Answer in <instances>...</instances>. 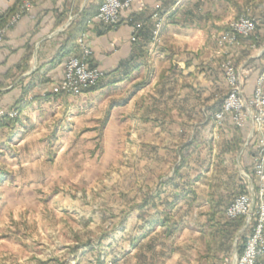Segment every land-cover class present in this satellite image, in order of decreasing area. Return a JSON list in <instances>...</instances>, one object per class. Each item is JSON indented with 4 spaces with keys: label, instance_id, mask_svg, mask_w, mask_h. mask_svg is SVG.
I'll return each mask as SVG.
<instances>
[{
    "label": "crops",
    "instance_id": "0c3cea01",
    "mask_svg": "<svg viewBox=\"0 0 264 264\" xmlns=\"http://www.w3.org/2000/svg\"><path fill=\"white\" fill-rule=\"evenodd\" d=\"M22 1L0 0L3 26L10 23ZM91 1L36 0L30 12L7 28L0 48V109L17 110L19 116L14 120L5 116L0 121V202L13 193L18 195L26 186L58 185L62 182L58 170L70 166L74 156L90 155L93 172L89 174L96 178L109 166L103 162L109 138H114L118 153L126 147L123 139L130 138L133 151H142L144 143L147 151L177 157L180 176L167 178L161 193L133 207L125 209L117 204L85 214L86 218L96 216V225L103 230L107 225H101L102 220H114V228L104 231L96 250L83 248V263L142 264L135 255L155 232L167 231L162 218L175 202V211L192 210L190 217H201L189 226L203 240L193 248L206 249L200 256L205 264H217L218 257L223 259L227 253H213L212 231L219 226L226 231L236 229L223 227L226 209L237 193L247 191L246 183L240 180L242 169L253 175V151H243L239 143L250 135L251 124L242 129L219 126L215 119L228 91L212 41L215 30L226 26L222 8L212 0H142L144 7L133 5L116 27L104 26L93 18L80 37L86 34L91 48L89 65L106 72V77L76 97L53 94L51 88L63 76L65 58L78 54L64 55L67 33L61 25L75 9ZM155 11L164 19L158 36L151 19ZM74 17L75 22L80 20L78 13ZM140 23L143 27L133 43L134 27ZM259 58H250L257 69L245 91L252 92L264 67ZM219 169L223 170L221 175L217 174ZM91 176L88 181L93 180ZM95 197L98 201L101 195ZM160 201L165 202L162 208ZM68 212L84 215L79 207ZM193 262L171 250L163 254L159 264ZM257 264H264V253Z\"/></svg>",
    "mask_w": 264,
    "mask_h": 264
},
{
    "label": "rangeland",
    "instance_id": "374dc122",
    "mask_svg": "<svg viewBox=\"0 0 264 264\" xmlns=\"http://www.w3.org/2000/svg\"><path fill=\"white\" fill-rule=\"evenodd\" d=\"M208 1L211 2V0ZM212 1L222 8V13L224 14L222 19L226 22V26L223 29L215 30L214 35H212L214 36L212 40L213 44L215 43L221 59L219 65L225 76L224 65L226 62L231 61L236 71H238L243 94L245 97L251 99L254 87L252 88V92L245 90L247 89L251 74L257 68L253 64L255 60L250 58L259 56V59H263L264 62V46L261 47L264 35L256 34L251 38L240 37L239 45L234 47L220 48L217 42L219 34L228 29L231 22L239 16L249 13L255 17L264 18V0ZM76 13L74 12V15ZM74 15L70 16L65 25H61V30L65 33L75 22ZM132 37L131 42H133ZM87 44L89 45V43ZM71 55L82 56L81 46L78 54ZM87 64L90 69H98L91 67L89 60ZM263 72L264 67L261 70V73ZM225 78L227 80L226 76ZM227 84L228 94L230 91L228 80ZM222 92L225 94V91ZM227 94L224 96L223 101ZM247 123L251 124L250 135L239 143L242 145L243 151L246 148H251L253 151L251 161V167H253L255 158L257 157L256 144L260 139L264 138V128L258 131L254 120H249ZM217 124L219 126L230 124L236 127L231 121L224 122L222 125L218 122ZM102 129L103 125L101 126ZM241 138L243 137L241 136ZM101 139L102 136L99 137L100 141L96 143L99 146L102 142ZM129 139H123L126 147L125 149L122 147V152L118 153L114 138H109L105 146L107 151L103 161L109 164V166L100 171L96 175V178L89 174L93 172L90 169L92 167L90 155L85 154L84 157L80 156V158L74 156V160L70 162V166L58 170L62 176V182L58 185L49 187L44 184L40 188L37 186H26V190L22 188L18 195L13 193L4 202H0V210L2 209L0 214V264H32L34 260H40V264H88L86 260L84 263L82 260V253L83 251L85 252L83 245L89 244L90 249L96 250L99 246V238L105 236L104 231L108 232L114 228V220H105L107 222L102 220L100 222L101 225H107V228L103 230V227L96 225V216L93 219L86 218L85 214H88L91 209L103 208L106 210L115 208L117 204H120L125 209L129 208V206L133 207L136 204L142 203L145 198L161 193L160 189L167 178H178L180 176L181 170L177 168V157L174 158L170 153L147 151L144 143L141 144L143 145L142 151H133L129 148V145H131ZM253 142H255V145ZM91 147H94V143L91 144ZM238 148V151H240L241 148L239 146ZM86 151L85 153H88ZM182 156L184 157V154ZM62 165H64V161ZM221 171L223 170L219 169L217 174L221 175ZM225 171L226 174H229L227 170ZM239 175L241 182L246 183L247 191L245 189L242 190L240 193H237V195L239 194L237 197L243 194H256L258 192V184L256 182L250 184V181L247 180V176L255 180L254 176L246 172L245 169H242ZM90 176L93 178L92 181H88ZM95 194L101 195L98 201ZM164 203L160 201L159 207ZM78 207L83 209V216L68 212L69 208ZM169 212H171L175 223L173 233L168 235L167 231L163 230L155 232L149 241H144L141 244L139 251L135 255V259L141 261L142 264H159L163 254L169 253L172 250L182 256L185 255L187 261L190 259L194 261V264H205L200 256L202 255L201 252L207 253L206 249L193 248L202 244V237L195 235L192 229L189 228L194 221L201 219V217H190L189 213L193 212L192 210H182V212H179L178 209L176 211L173 209ZM239 218L230 219L228 216L225 217L226 224L223 227H233L236 228L235 230L229 229V231H226L222 230V228L220 229L219 227L221 226H219L212 231L210 237L213 239H210L213 253L215 255L227 253L223 259L220 256L218 257L217 264H223L226 259L233 257L238 252V243L246 240L250 234V226L244 217L243 227L239 228ZM91 220L93 225L89 222ZM86 222L88 223L87 226L85 225ZM172 227L170 225L167 229L171 230ZM241 228L243 229L242 233L240 232ZM76 248L77 252H75ZM140 255L142 256L141 258Z\"/></svg>",
    "mask_w": 264,
    "mask_h": 264
},
{
    "label": "built area",
    "instance_id": "2783aa9c",
    "mask_svg": "<svg viewBox=\"0 0 264 264\" xmlns=\"http://www.w3.org/2000/svg\"><path fill=\"white\" fill-rule=\"evenodd\" d=\"M35 0H24L19 12H17L7 26L0 22V48L3 45L7 28L14 25L26 13L34 7ZM133 5L144 7L142 0H104L99 8L94 21L107 27H116L122 22V15L130 10ZM157 36L163 26V16L154 12L151 16ZM142 24L134 27L132 41H137L138 32ZM256 34L264 35V18L255 17L245 13L231 22L229 28L218 36L220 48L238 46L239 39L251 38ZM86 34L82 35L78 43L81 46L82 56L70 55L64 60V73L60 81L51 88L53 94L65 93L71 96H79L82 90L94 85L106 77V72L100 69H90L87 61L91 56V48L87 44ZM225 76L230 85V91L223 101L221 110L216 114L217 122L222 125L231 121L237 128H244L249 120H254L258 131L264 128V72L261 73L254 84L252 98L245 97L241 80L231 61L224 65ZM5 116L16 119L19 116L17 110L0 109V121ZM257 157L253 165V176L247 180L250 184H258V192L255 194H243L237 197L229 206L226 213L230 219L244 217L250 226V234L244 244L242 253L237 252L233 257L226 259L223 264H257L264 252V138L257 144ZM253 189V188H252ZM93 264V263H88Z\"/></svg>",
    "mask_w": 264,
    "mask_h": 264
},
{
    "label": "trees",
    "instance_id": "16d2710c",
    "mask_svg": "<svg viewBox=\"0 0 264 264\" xmlns=\"http://www.w3.org/2000/svg\"><path fill=\"white\" fill-rule=\"evenodd\" d=\"M104 0H92L88 6L82 8V9H75V12L78 13L79 15V21L74 22L67 30V39L65 42V46L63 48V52L65 53L64 55H68L72 52H79V46L77 45V39L78 37L85 32L86 28L88 27L89 22L95 18V16L97 15L100 6L102 5ZM23 2V1H22ZM223 29V28H222ZM113 103L110 105V108L113 107ZM110 112L107 113V118L109 116ZM106 118V119H107ZM177 173V171H175ZM175 202H171L168 206L169 211L173 210L174 206H175ZM173 216L171 214V212H167L163 218H162V222L161 224L165 227H168L171 225V230L167 229V234L171 235L173 233V229H175V223L173 221ZM244 223V218L241 217L238 219V225L239 228L243 225ZM246 240H242V242L238 243V252L242 253L243 251V247L244 244L246 243ZM100 244V242H99ZM98 244V245H99ZM84 247H89V244L87 245H83ZM79 248V247H78ZM75 252H77V248L75 249Z\"/></svg>",
    "mask_w": 264,
    "mask_h": 264
}]
</instances>
